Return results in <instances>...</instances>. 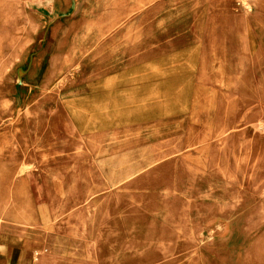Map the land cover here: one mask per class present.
<instances>
[{
  "label": "rangeland",
  "instance_id": "374dc122",
  "mask_svg": "<svg viewBox=\"0 0 264 264\" xmlns=\"http://www.w3.org/2000/svg\"><path fill=\"white\" fill-rule=\"evenodd\" d=\"M263 43L264 0H0V264H264Z\"/></svg>",
  "mask_w": 264,
  "mask_h": 264
},
{
  "label": "crops",
  "instance_id": "0c3cea01",
  "mask_svg": "<svg viewBox=\"0 0 264 264\" xmlns=\"http://www.w3.org/2000/svg\"><path fill=\"white\" fill-rule=\"evenodd\" d=\"M23 243H24V242H23ZM13 246H14L15 249L17 250L18 246H16V245H12V244H11V245H8L7 248H9V247H13ZM21 246H23V247H25V248H28V249H31V247H29L30 245H27V244H25V243H24L23 245H21ZM15 252H16V251H15ZM6 260H7V258L5 259V262H6ZM5 262H4V263H5ZM14 262H15V253H14Z\"/></svg>",
  "mask_w": 264,
  "mask_h": 264
},
{
  "label": "bare ground",
  "instance_id": "6f19581e",
  "mask_svg": "<svg viewBox=\"0 0 264 264\" xmlns=\"http://www.w3.org/2000/svg\"><path fill=\"white\" fill-rule=\"evenodd\" d=\"M261 43V42H260ZM264 44V43H263Z\"/></svg>",
  "mask_w": 264,
  "mask_h": 264
}]
</instances>
